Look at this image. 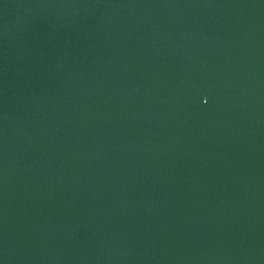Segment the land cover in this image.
Segmentation results:
<instances>
[{
    "label": "water",
    "instance_id": "water-1",
    "mask_svg": "<svg viewBox=\"0 0 264 264\" xmlns=\"http://www.w3.org/2000/svg\"><path fill=\"white\" fill-rule=\"evenodd\" d=\"M0 264H264V0H0Z\"/></svg>",
    "mask_w": 264,
    "mask_h": 264
}]
</instances>
